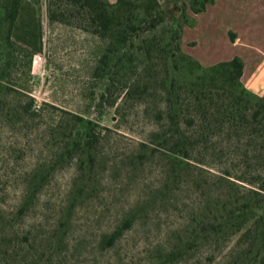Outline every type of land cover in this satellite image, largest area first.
I'll use <instances>...</instances> for the list:
<instances>
[{"label": "rangeland", "instance_id": "1", "mask_svg": "<svg viewBox=\"0 0 264 264\" xmlns=\"http://www.w3.org/2000/svg\"><path fill=\"white\" fill-rule=\"evenodd\" d=\"M37 3L44 52L35 56L30 75L20 66L14 80L41 109L16 121L4 118L0 127V224L15 245L45 264H149L154 252L200 210L199 204L204 207L218 195L213 183L226 172L239 190L262 185L264 150L258 152V143L246 136L226 133L209 143L203 161H191L180 178L165 185L169 158L166 151L153 152L148 141L157 128L156 100L129 101L120 110L109 103L99 107L94 69L102 43L75 24H51L49 0ZM188 13L194 24L183 28L182 51L205 67L241 57L242 82L264 95V0H215L200 14ZM64 111L101 126L87 173L79 169V155L65 157L63 144L54 139ZM34 172H44L43 185L20 213ZM195 180L212 191L204 195ZM137 207L143 213L133 227L114 247L102 249V236ZM62 221L67 230L59 243ZM212 257L208 246H199L178 264H227L229 249Z\"/></svg>", "mask_w": 264, "mask_h": 264}, {"label": "trees", "instance_id": "2", "mask_svg": "<svg viewBox=\"0 0 264 264\" xmlns=\"http://www.w3.org/2000/svg\"><path fill=\"white\" fill-rule=\"evenodd\" d=\"M214 2L49 0L51 24H75L102 43L94 69L99 78V107L109 103L120 110L129 101L156 100L157 128L148 141L153 152L166 151L169 158L165 185L180 178L191 161H203L200 156L209 143L223 133L246 136L249 143H258V152L264 150V95L252 92L242 82L244 60L235 56L205 67L181 49L184 26L194 24L188 11L200 14ZM43 52L39 8L30 0H0V127L4 118L16 121L33 109L40 111L14 75L22 66L30 75L35 56ZM144 109L148 112L146 106ZM64 114L54 139L63 144L65 157L79 155V169L87 173L95 162L101 126L77 113ZM43 173L34 172L31 177L33 184L26 191L20 213L33 203L43 185ZM226 175L213 183L218 195L211 196V203L204 207L200 203V210L154 252L149 264H178L199 246L209 247L214 255L211 260L229 249L227 264H264V179L257 188L239 190L228 178L231 173ZM195 183L204 195L206 189L212 191L199 180ZM164 193L161 190L159 195ZM142 213V208L131 209L98 245L102 249L114 247ZM66 230L67 222H60L59 243ZM0 264L45 263L15 245L0 224Z\"/></svg>", "mask_w": 264, "mask_h": 264}, {"label": "crops", "instance_id": "3", "mask_svg": "<svg viewBox=\"0 0 264 264\" xmlns=\"http://www.w3.org/2000/svg\"><path fill=\"white\" fill-rule=\"evenodd\" d=\"M30 1H31L34 5H36V6L38 7V3H37L38 0H36V1H35V0H30ZM38 8H39V7H38ZM39 11H40V9H39ZM42 23H43V22H42Z\"/></svg>", "mask_w": 264, "mask_h": 264}, {"label": "built area", "instance_id": "4", "mask_svg": "<svg viewBox=\"0 0 264 264\" xmlns=\"http://www.w3.org/2000/svg\"><path fill=\"white\" fill-rule=\"evenodd\" d=\"M41 105L40 104H35V108L38 110L40 109Z\"/></svg>", "mask_w": 264, "mask_h": 264}]
</instances>
